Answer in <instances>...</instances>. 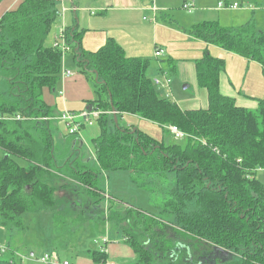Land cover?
<instances>
[{
    "label": "trees",
    "instance_id": "16d2710c",
    "mask_svg": "<svg viewBox=\"0 0 264 264\" xmlns=\"http://www.w3.org/2000/svg\"><path fill=\"white\" fill-rule=\"evenodd\" d=\"M56 3L20 0L0 19V72L7 78L10 96H0V114L24 119L0 121L1 225L10 232L22 229L26 213L49 212L54 220L60 213L64 217L56 192L71 182L74 193H87L86 199L78 198L92 205L89 215L99 212L102 220L116 219L114 203L106 210L98 206L100 173L125 171L165 178L171 174L167 200L158 213L128 209L118 218V223L126 222L123 238L132 251L131 264H264V184L256 178V172L264 170V97L248 110L222 95L219 84L225 61L206 49L194 64L196 85L207 92L208 106L181 110L158 95L146 74V59L127 57L111 39L97 51L87 52L81 44L83 32L68 28L64 36L73 61L81 74L92 79L99 97L91 102L100 111L99 135L93 140L97 170L77 158L58 163L51 122L32 120L54 116L43 93L53 91L61 75L63 52L48 45ZM184 32L257 62L264 74V32L256 31L252 22L238 27L202 22ZM125 114L165 131L176 127L185 137L180 144H166L131 126L115 125L114 117ZM63 138L66 156L82 151L80 136ZM60 226L54 232L63 235L64 223ZM222 251L232 257L222 261ZM89 257L102 262L107 253L92 250ZM0 264L16 263L0 260Z\"/></svg>",
    "mask_w": 264,
    "mask_h": 264
},
{
    "label": "rangeland",
    "instance_id": "374dc122",
    "mask_svg": "<svg viewBox=\"0 0 264 264\" xmlns=\"http://www.w3.org/2000/svg\"><path fill=\"white\" fill-rule=\"evenodd\" d=\"M151 1L143 0L144 7L149 6ZM205 1L203 3V0H154V8L158 12L155 27L149 23V21H153L154 19L152 13L145 12L143 14L142 12L140 16V22L147 24L148 28L140 26L139 20H137L132 12L130 13V19L132 21L125 22L129 24L126 29L127 39L131 41L127 49V54L125 53L126 56L145 58L149 63L148 72L146 73L149 78L161 77V73L160 75L159 73L156 75L158 70L155 71V66L157 64L161 67L159 71H166L165 74L171 80V91L164 88H158L156 91L161 98L170 100L182 110L201 109V106L206 104L205 100L203 102L201 101L198 89L195 87V59L201 58L207 49L212 57L224 59L225 62L227 60L225 65L227 69L230 66L227 56L236 57L234 58L235 61L238 58V56L233 55V53L230 54L228 51H226L227 53L223 52L224 56L222 57L213 55L215 52L214 49L219 48L206 46L200 40L186 41L181 38V36H185L183 30L202 22H218L223 27H237L251 20V11L258 6L254 10V26L257 31L264 32V8H262L264 0H227L230 3H238L244 7L242 10L233 11L218 10V0ZM184 5H188L191 11L185 10ZM246 14H249L248 19H244ZM109 15L105 22L107 26H115L117 25V21L127 19L117 13ZM219 17L221 18L220 21L218 20ZM67 18H72L70 11L67 13ZM59 24L60 19L57 17L48 38V45L50 46L52 37L57 30L58 32L60 30L58 28ZM134 46L135 49L133 50ZM99 48L95 47V49H90L89 51L95 52ZM158 48L163 51V55L156 59L155 51ZM63 57L62 70L67 69L72 74H76V76H83L89 95L87 99H83L75 107L73 106L72 108L70 105H67V108L68 110H74L76 113H79L80 110L85 111L91 106L90 101L93 102L99 98L95 93L93 81L81 74L80 68L73 61L72 53H64ZM170 63L173 67L171 69ZM233 72H238L236 62L233 66ZM245 74L244 72L241 78H244ZM8 91L7 78L3 72H0V96L4 94V97H10ZM257 94L260 95V93ZM261 96L255 98H263L264 93ZM51 97L54 98L53 104L57 105L55 111H60L59 113H61L63 107L59 96V84L55 87ZM206 107H203V109ZM59 113L54 114V116H57ZM117 123L123 127L132 125L133 128L142 131L155 140H164L166 144H180L183 141V139L180 141L173 140L167 131L157 124L137 117L134 118L128 114L118 117ZM50 124L56 145L55 155L57 160H60L59 163H63L67 157L70 160L77 158L79 161L86 163L90 168L97 170L93 157L95 152L93 140L99 135L97 121L94 122L93 127L86 126L81 130L82 151L76 154L72 152V155L70 154L68 156L65 153L66 147L60 146L64 139L61 137L64 134V124L60 121H54ZM114 124L116 125L115 122ZM56 127L58 131L55 129ZM33 135L37 136L38 132L33 131ZM17 161L21 165H25V162ZM256 178L264 184V170H258L256 172ZM172 180L171 174L166 175L165 178V176L157 174L137 176L125 171L102 172L97 179V186L101 190V198L98 202L100 204L98 206H101L104 210L107 209L109 203H114L112 210L119 213L116 219L102 220L99 212L93 217L89 215L92 205H87L88 203L85 200L82 201L81 198H78V196L85 198L87 193L82 192L81 195L74 193L73 191L76 187L74 186V190L71 187V192H73L74 196L62 197L61 200L57 197L59 199L57 200L62 202L64 217L60 213L57 220H54V217L49 212L48 214L26 213L22 218L24 227L22 229H14L13 232H10L0 224V248L6 249L3 254H0V260L13 261L16 264H39L36 258L42 256L44 253H48L55 264L64 261L76 264L77 258L80 255L84 256L92 250L100 251L101 248L97 244H101L107 238L109 239L108 243H119L125 249H130L125 241L120 240L123 239L126 222L122 223L124 224V227H122V224L118 223L120 222L118 218L125 216L129 211L128 209H139L148 214L158 213L167 200L168 183L172 182ZM141 184H143V188L139 187ZM70 186L71 183L69 184ZM56 188L58 187L56 186ZM67 188L68 186L64 189ZM75 203L77 206L74 205ZM55 221L58 223L56 226ZM60 223H64L65 226L61 230L62 232L65 231L63 235H58L54 232L56 228H62ZM12 233L15 235L12 236ZM8 245L10 246L8 247ZM106 246L107 244H104L103 249ZM126 253H128L126 256L124 253L113 258L115 264H131L132 256H130L128 250H126ZM93 264L104 263L95 262Z\"/></svg>",
    "mask_w": 264,
    "mask_h": 264
},
{
    "label": "crops",
    "instance_id": "0c3cea01",
    "mask_svg": "<svg viewBox=\"0 0 264 264\" xmlns=\"http://www.w3.org/2000/svg\"><path fill=\"white\" fill-rule=\"evenodd\" d=\"M19 1L20 0H0V19L2 18V16L5 13L15 9V7L19 3ZM54 1H56V0H54ZM205 2L206 1L203 0V3H205ZM220 2H224L228 5L238 4V3H230L227 0H218V3H217L218 10H230V11L234 10V9H229L228 7H226V8L220 7L219 6ZM150 5L147 7H144L143 0H61L60 2L56 3V8L58 10L57 17H59V19H60V24L58 25V28H60V30H59V32L57 30V32L52 37L51 45L54 46L57 37L60 36L62 31H66V29H68V28H77V30H80L83 32L81 44H82V47L85 51L90 52L89 50L95 49V47L101 48L102 46H104L106 44V42L108 40L111 39L114 42H116L117 44H119L122 47V49L124 50V53L127 54V49L130 46L131 41L129 39H127V30L126 29H127V25H129V24L125 23V22H129L131 20L130 19V13L132 12L136 16L137 20H139L140 26L148 28L147 24L140 22V16L142 15V12H143V14L145 12L146 13H152L150 8L154 5V0H152L150 2ZM243 8L244 7L242 6L241 8L235 9V10H242ZM257 8H258V6L255 9H257ZM262 8H264V7L262 6ZM255 9H253L251 11V15H252L251 20L247 21V22H252L253 25H254L253 17H254V13H255L254 10ZM143 10H145V11H143ZM69 11L72 13V18H67V13ZM115 13L119 14L120 16L126 17L127 19L117 21V25H115V26H107L105 22H106L107 18L110 16L109 14H115ZM157 14H158V12L156 11L153 21H149V23H151L153 27L156 26ZM248 17H249V14H246L244 19H248ZM218 20L220 21L221 18L219 17ZM242 25H244V24H242ZM185 30H187V29H185ZM185 30H183V32ZM260 32H263V31H260ZM184 34H185V36H181V38H183L184 40H186V41H198L197 39L192 38L191 36H189L185 32H184ZM206 46H208V45H206ZM155 47H157V46H155ZM215 48H218V47H215ZM134 49H135V46H134L133 50ZM219 49H214L215 52L213 55H216L218 57L224 56L223 52H226V51H224V50L221 51L222 49H220V50ZM230 54H232V53H230ZM233 55H235V54H233ZM133 58H137V57H133ZM138 58H141V57H138ZM234 58H236V57L227 56L228 63H230V66H229V68L227 67V69L225 68V72L222 74V76L220 78V84H219L220 92L222 95H224L226 97L233 98L238 107L245 108L248 110H254L257 106L256 100L260 99V98H255V97H262L261 95L264 93V74H263L262 68L255 61H251V60L239 57V56L236 59L237 61H235ZM142 59H145V58H142ZM198 59H200V58H198ZM198 59H195V60H198ZM63 61H64V57H62V64H63ZM226 62H227V60H226ZM226 62H225V65H226ZM235 62H236L237 71H238L237 73L233 72V66H234ZM169 65H170V69L173 68L171 63ZM194 68H195V64H194ZM159 69H161V67L157 64V66H155V71L158 70V72H156V75L158 73L160 75V73H161V77H162V74L166 73V71H159ZM64 70L68 71L67 69H64ZM62 71L63 70L61 68V75H60V80H59L58 84H59L60 101H61V105L63 107V109L61 111H64V110H68L67 105H70L73 108V106L75 107V105L77 103H79L80 101H82L83 99H87L89 95L87 93V84H86L83 76H81V75L76 76V74L71 73V75L69 77H64L62 75ZM147 72H148V69H147ZM244 72L246 73L245 77L241 78V76ZM161 77L160 78L155 77L154 79H161ZM195 77H196V73H195ZM154 79H152V83H153L155 89H158V87L155 86V84L153 82ZM239 83H240V86H239ZM195 87L198 89V94H199L201 101L202 102L204 100L206 101V104H203L201 106L202 107L201 109H203V107L208 106L207 92L204 89H199L197 87L196 80H195ZM166 90L171 91V80H170V87ZM53 92H54V90L53 91H47V90L44 91L43 99H44L45 103H47L48 105L51 106V108H53L54 114H56V113H59L60 111H55V107L57 105L53 104L54 98L51 97V94ZM257 93H260V95ZM91 102L92 101H90L89 103H91ZM92 109H93V106L91 104V106H89L85 111L80 110L79 113L88 112ZM191 110H194V109H191ZM69 111L76 113L74 110H69ZM130 116H132L134 118L137 117V116H133V115H130ZM137 118H139V117H137ZM139 119H141V118H139ZM54 121H56V120H54ZM54 121H50V122H54ZM86 126H88V125H86ZM93 126H89V127H93ZM128 126L133 127L132 125H128ZM170 127L171 126H169L167 128V133L170 135V137L173 140H175L169 131ZM55 129L58 131L57 127ZM65 135H66V133L64 132V134L61 137H64ZM79 136H80V140H81L82 139L81 132H80ZM81 143H82V140H81ZM60 146L65 147L63 145V142L60 144ZM1 157H3V152L0 150V159H1ZM66 180L68 182H71L70 180L65 178L64 181H66ZM71 187H72V189L74 188V186L71 184V186L68 187L67 189L58 190L56 192V198L58 197L61 200L62 197H68L70 195L74 196V194H73L74 191L71 192ZM99 207L102 209L101 206H99ZM104 210H106V209H104ZM43 213L48 214V212H43ZM38 214H41V213H38ZM11 232H13V231H11ZM13 235H15V234L12 233V236ZM116 240H118V239H116ZM120 240L125 241L124 238L120 239ZM103 244H106V243H104V241H103L101 244H99V243L97 244L101 248V250H103V246H101ZM109 245H111V246H109ZM9 246L10 245H8V247ZM106 247H108V249H106ZM106 247L104 249V251L107 253L106 260L102 261V262H96V263H104V264L113 263V264H115L113 258H116L117 256H120V255H123L124 253L126 256L128 254V253H126V250H128V252L130 253V256H132L131 258L133 260L132 251L130 249H125V247H123L119 243H111L110 242V243H107ZM93 263H95V262L89 257V253H87L84 256L80 255V257L77 258L76 264H93Z\"/></svg>",
    "mask_w": 264,
    "mask_h": 264
},
{
    "label": "built area",
    "instance_id": "2783aa9c",
    "mask_svg": "<svg viewBox=\"0 0 264 264\" xmlns=\"http://www.w3.org/2000/svg\"><path fill=\"white\" fill-rule=\"evenodd\" d=\"M60 1L61 0H56V2H60ZM225 4L226 3H224V2H220L219 6L222 8L228 7L229 9H234V10L242 7L239 4H231V5H228V4L225 5ZM263 7H264V2H263ZM184 9L191 11V9L188 5H184ZM150 10L152 11V14L154 16L156 13V9L154 8V5L150 8ZM64 32L65 31H62L60 36L57 37L56 42L54 44V47H59V49L62 50L63 54L69 53L72 51L70 46L67 45V43H66ZM162 55H163L162 50L157 49L155 51V57L156 58H158ZM62 75L64 77H69L71 75V72L63 70ZM153 82H154L155 86H157L158 88L168 89L170 87V79L166 76L165 73L162 74L161 79H154ZM99 115H100V111H96L94 109H92L88 112H82V113H73V112H70L68 110H65L62 113L58 114L57 116L41 117V118H36V119H32V120L37 121V122H48V121L50 122V121H54V120L60 121L64 124V132L66 134L75 135L78 137L80 135L82 128H84L86 125L93 126L94 122L98 119ZM1 120L14 121V120H24V119L19 115L3 117L0 114V121ZM169 131L176 141H180L181 139H183L185 137V134L182 133L181 131H179L176 127L171 126L169 128ZM108 242H109L108 239H104V243H108ZM5 250H6L5 248H0V254H3ZM36 261L39 264H55V262L51 260L50 255L48 253H44L42 256L36 258ZM59 264H71V263L64 261V262L59 263ZM110 264H113V263H110Z\"/></svg>",
    "mask_w": 264,
    "mask_h": 264
},
{
    "label": "water",
    "instance_id": "95a60500",
    "mask_svg": "<svg viewBox=\"0 0 264 264\" xmlns=\"http://www.w3.org/2000/svg\"><path fill=\"white\" fill-rule=\"evenodd\" d=\"M114 122L115 123H117V120H116V118L114 117ZM232 256L231 255H229V253H227V252H225V251H222L221 252V260L222 261H224V260H226V258H231Z\"/></svg>",
    "mask_w": 264,
    "mask_h": 264
}]
</instances>
